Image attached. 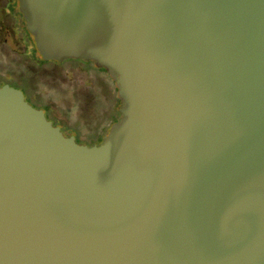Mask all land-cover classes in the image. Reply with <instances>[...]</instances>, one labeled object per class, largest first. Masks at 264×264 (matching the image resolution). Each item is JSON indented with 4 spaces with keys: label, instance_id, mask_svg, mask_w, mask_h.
<instances>
[{
    "label": "water",
    "instance_id": "water-1",
    "mask_svg": "<svg viewBox=\"0 0 264 264\" xmlns=\"http://www.w3.org/2000/svg\"><path fill=\"white\" fill-rule=\"evenodd\" d=\"M16 3L119 117L80 144L0 85V264H264V0Z\"/></svg>",
    "mask_w": 264,
    "mask_h": 264
},
{
    "label": "rangeland",
    "instance_id": "rangeland-1",
    "mask_svg": "<svg viewBox=\"0 0 264 264\" xmlns=\"http://www.w3.org/2000/svg\"><path fill=\"white\" fill-rule=\"evenodd\" d=\"M24 59L9 47L8 55L0 56V69L20 73L13 77L0 73V79L21 88L26 101L42 109L63 135H72L77 143L86 145L103 139L111 120L119 117V102L112 81L102 69L97 70L80 59L66 58L60 62L41 59L33 82L20 69L26 64Z\"/></svg>",
    "mask_w": 264,
    "mask_h": 264
},
{
    "label": "flooded vegetation",
    "instance_id": "flooded-vegetation-1",
    "mask_svg": "<svg viewBox=\"0 0 264 264\" xmlns=\"http://www.w3.org/2000/svg\"><path fill=\"white\" fill-rule=\"evenodd\" d=\"M9 47L14 49L17 54H21L23 59L25 58L24 60L26 61V64L23 65L20 69L22 70L24 69L23 72L26 73L25 75L31 77L34 82L35 77L40 70L41 58L34 49L30 35L27 33L26 29L24 28L23 18L20 14V11L18 10L16 0H0V56L1 57H3L4 55H8ZM12 60L14 59L11 57L10 61L13 62ZM91 64L93 65L92 62ZM97 70L100 69L97 68ZM0 73L2 74L6 72L5 71L3 72L0 69ZM17 73H20V71L18 70L14 73L7 72L6 74L10 77L11 76L13 77ZM33 82L31 81V84H33ZM2 83L9 84L8 81H4L0 79V85ZM11 86L20 89L24 99L26 100L25 93L21 88L15 85H11ZM35 108H39V107H35ZM44 115L46 117L45 112ZM115 120L116 118H113L111 121H115ZM101 140L102 138L96 141L94 144L99 143Z\"/></svg>",
    "mask_w": 264,
    "mask_h": 264
},
{
    "label": "trees",
    "instance_id": "trees-1",
    "mask_svg": "<svg viewBox=\"0 0 264 264\" xmlns=\"http://www.w3.org/2000/svg\"><path fill=\"white\" fill-rule=\"evenodd\" d=\"M87 63H91V61H88ZM98 69H100V70H101L102 68H98ZM102 71H103V70H102ZM117 100H118V99H117Z\"/></svg>",
    "mask_w": 264,
    "mask_h": 264
}]
</instances>
